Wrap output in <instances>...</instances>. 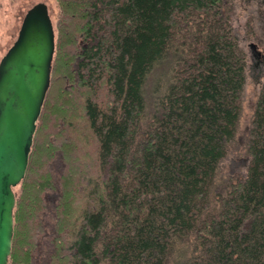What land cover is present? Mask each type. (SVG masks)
<instances>
[{"label":"trees","instance_id":"1","mask_svg":"<svg viewBox=\"0 0 264 264\" xmlns=\"http://www.w3.org/2000/svg\"><path fill=\"white\" fill-rule=\"evenodd\" d=\"M57 4L7 264H264V74L246 173L214 186L246 79L231 2Z\"/></svg>","mask_w":264,"mask_h":264},{"label":"water","instance_id":"2","mask_svg":"<svg viewBox=\"0 0 264 264\" xmlns=\"http://www.w3.org/2000/svg\"><path fill=\"white\" fill-rule=\"evenodd\" d=\"M54 49L48 7L38 2L26 10L14 43L0 59V264H7L11 251L14 188L25 175Z\"/></svg>","mask_w":264,"mask_h":264},{"label":"rangeland","instance_id":"3","mask_svg":"<svg viewBox=\"0 0 264 264\" xmlns=\"http://www.w3.org/2000/svg\"><path fill=\"white\" fill-rule=\"evenodd\" d=\"M229 1L232 6L231 25L239 46L245 55L246 79L241 95L240 113L235 136L228 146L225 157L219 162L214 178V186L217 192L222 190L224 185L243 179L246 173L248 158L246 156L245 141L264 74V0ZM38 2H44L48 7L55 31L56 43V22L59 14L57 0H0V59L14 43L24 13ZM54 55L55 49L53 58ZM155 71L157 70L153 71V76H149L146 88H151L154 83L157 87L163 84L164 77L167 74L156 79L155 77L160 71L156 73ZM167 72L169 73V69ZM153 80L156 81L153 82ZM153 97L155 95L147 90L145 95L147 101L145 118L152 113ZM67 167L69 171V166L67 165ZM20 193L21 183L14 188L15 198ZM26 225L25 227H27Z\"/></svg>","mask_w":264,"mask_h":264}]
</instances>
